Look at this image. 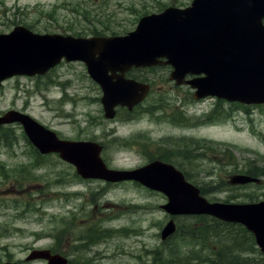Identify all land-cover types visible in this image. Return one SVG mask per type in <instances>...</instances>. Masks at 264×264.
Here are the masks:
<instances>
[{
	"label": "rangeland",
	"instance_id": "374dc122",
	"mask_svg": "<svg viewBox=\"0 0 264 264\" xmlns=\"http://www.w3.org/2000/svg\"><path fill=\"white\" fill-rule=\"evenodd\" d=\"M191 2L0 0V34L24 25L41 34L126 35L141 17ZM169 74L164 67L130 72L151 85V96L132 112L119 107L117 119L111 120L86 66L63 63L45 76L15 77L0 85V116L17 110L61 139L102 144V157L111 168L133 170L159 157L184 173L210 202L263 200L264 176L261 185L243 188L228 181L251 166H264V105L196 101L191 89L175 85ZM4 130L15 137L9 143L0 137V264H45L27 261L39 249H54L70 259L75 254L89 264H212V259L264 264V254L253 239L243 238L239 226L217 228L216 234L208 219L181 217L179 232L163 241L161 233L170 221L161 207L168 202L163 194L131 182H83L58 155L44 156L36 167V149L22 126H0V134ZM90 228L106 233L89 244L80 238ZM235 240L237 245L231 243ZM80 245L86 246L74 252Z\"/></svg>",
	"mask_w": 264,
	"mask_h": 264
},
{
	"label": "water",
	"instance_id": "95a60500",
	"mask_svg": "<svg viewBox=\"0 0 264 264\" xmlns=\"http://www.w3.org/2000/svg\"><path fill=\"white\" fill-rule=\"evenodd\" d=\"M264 0H193L190 7H170L144 16L126 36L74 38L36 34L17 26L0 34V84L15 76H43L66 62L82 61L103 92L107 118L115 107L132 110L149 94L150 85L125 75L133 68L171 66L170 80L196 90L194 98L209 96L246 105L264 104ZM111 73V74H110ZM187 76H195L186 79ZM19 123L42 155L58 154L85 179L108 182L136 181L163 193V208L172 216L209 215L241 224L254 234L264 253V200L249 204L209 202L173 165L154 161L135 170L109 169L101 158L102 146L94 142L61 140L57 134L27 114L12 110L0 116V125ZM233 186L260 184L247 174L230 177ZM171 220L162 231L166 240L174 234ZM68 264L60 254L35 250L30 260ZM11 264V263H5Z\"/></svg>",
	"mask_w": 264,
	"mask_h": 264
},
{
	"label": "trees",
	"instance_id": "16d2710c",
	"mask_svg": "<svg viewBox=\"0 0 264 264\" xmlns=\"http://www.w3.org/2000/svg\"><path fill=\"white\" fill-rule=\"evenodd\" d=\"M28 26V25H27ZM29 28H31V26H29ZM98 35V34H97ZM131 77H133V78H137V76H135V75H131ZM141 81H146V80H144V79H141ZM8 131H6V130H4L3 131V133H1L0 134V137H2V139H4V140H6V141H8V140H11L13 137H15L13 134H11V133H9V135L7 136V133ZM8 143H9V141H8ZM11 143V142H10ZM197 148V150H199L198 148H200V147H196ZM196 150V151H197ZM35 154H36V161H35V166H36V164H37V166L38 165H40V164H42V159H44V156L43 155H41V154H39V152L37 151V150H35ZM196 158H198V157H196ZM162 160V159H161ZM36 166V167H37ZM24 168V167H23ZM247 174H250V175H252V176H254V177H263L264 176V166H256V165H254L253 167L251 166V167H249L248 168V171L246 172ZM36 178V180H38L39 179V177L38 176H36L35 177ZM60 179H62V177H60ZM188 218H190V217H188ZM193 219L195 218V219H201V220H203V221H205L206 219H208L209 220V223H211V226H212V228H214L213 229V231L212 232H214V233H218V230H217V228H221V227H227V228H233V229H236L235 227L236 226H239L240 228H241V234H242V236H243V238L244 239H247V238H249V239H253V236H251V234L244 228V227H242V226H240V225H234V224H228V223H223V222H221V221H219V220H216V219H214V218H210V217H205V216H196V217H192ZM206 231H207V227H203V229H202V233L203 232H205L206 233ZM106 233V231H101V230H99V229H95V228H90L89 230H87L86 231V234L84 235V237L83 238H80L82 241H88L89 242V244L91 243V244H95V243H97V241H99L100 240V237L102 236V235H104ZM232 236L234 235V234H231ZM235 242H236V240L235 241H232L231 243L233 244V245H237V244H235ZM86 245H80V246H78V247H76L75 249H74V252H76V251H81L84 247H85ZM229 246V245H228ZM232 249H234V247L231 245V247H230V249L229 250H232ZM51 251L52 252H58V251H56V250H54V249H51ZM221 253L223 254V252L221 251ZM220 256V255H219ZM228 260H234V259H232V258H230V259H228ZM235 261V260H234ZM212 264H217L216 262H215V260H213L212 259Z\"/></svg>",
	"mask_w": 264,
	"mask_h": 264
},
{
	"label": "flooded vegetation",
	"instance_id": "af4514ba",
	"mask_svg": "<svg viewBox=\"0 0 264 264\" xmlns=\"http://www.w3.org/2000/svg\"><path fill=\"white\" fill-rule=\"evenodd\" d=\"M124 109H126V112H127V108H124ZM103 110V109H102ZM120 109H118L117 108V110H116V116H115V118L117 117V111H119ZM114 118V119H115ZM117 119V118H116ZM104 182V181H103ZM106 185H110V186H116V185H120V184H127V181H125V182H120V183H110V182H104ZM243 187H246V186H238V188H243ZM235 188H237V187H235ZM177 228H178V225H177ZM73 255H75V254H71L70 255V257H72V259H68V264H89L88 262H86V261H79L78 259H77V257L76 256H73ZM65 256H67L66 254H65ZM68 257V256H67Z\"/></svg>",
	"mask_w": 264,
	"mask_h": 264
}]
</instances>
